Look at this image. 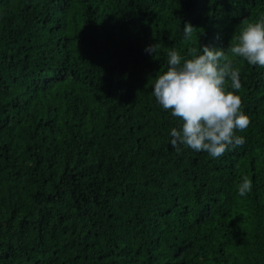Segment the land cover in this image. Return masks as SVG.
Here are the masks:
<instances>
[{
  "label": "trees",
  "instance_id": "obj_1",
  "mask_svg": "<svg viewBox=\"0 0 264 264\" xmlns=\"http://www.w3.org/2000/svg\"><path fill=\"white\" fill-rule=\"evenodd\" d=\"M260 20L264 0H0V264H264V67L229 55L250 124L220 158L173 149L152 94L169 50Z\"/></svg>",
  "mask_w": 264,
  "mask_h": 264
},
{
  "label": "clouds",
  "instance_id": "obj_2",
  "mask_svg": "<svg viewBox=\"0 0 264 264\" xmlns=\"http://www.w3.org/2000/svg\"><path fill=\"white\" fill-rule=\"evenodd\" d=\"M195 29L186 23L184 39L190 41ZM159 50V43L145 48L153 58ZM229 55L264 67V20L249 23L232 37L227 51L204 45L189 48L186 56L174 48L167 52L168 67L155 76L152 94L162 109L170 110L181 122L179 129L174 127L169 134V143L177 152L183 146L220 158L246 143L236 131L247 129L250 118L237 94L242 87L240 71ZM252 187L251 179L245 176L238 184V194L245 196Z\"/></svg>",
  "mask_w": 264,
  "mask_h": 264
}]
</instances>
